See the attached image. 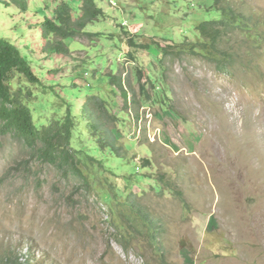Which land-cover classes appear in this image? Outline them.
Wrapping results in <instances>:
<instances>
[{"label":"rangeland","instance_id":"374dc122","mask_svg":"<svg viewBox=\"0 0 264 264\" xmlns=\"http://www.w3.org/2000/svg\"><path fill=\"white\" fill-rule=\"evenodd\" d=\"M55 1L30 0L26 12L0 2V37L46 84L37 88L34 120L48 123L68 102L80 115L91 94L111 102L126 163L110 159L116 178L109 179L135 184L160 223L162 251L145 233L125 248L110 203L76 190L52 165H26L28 149L7 134L0 136V264H264V42L249 40L228 72L197 55L160 62L153 41L199 42L197 26L221 16L213 0H96L105 17L86 31L99 34L69 39L71 53L60 56L43 49L37 27ZM232 1L264 28V0ZM239 36L236 46L247 40ZM138 66L157 85L143 80L151 99L140 91ZM112 74L122 77L127 98ZM52 84L61 95L42 93ZM83 130V146L97 151ZM161 176L168 183L159 192Z\"/></svg>","mask_w":264,"mask_h":264},{"label":"trees","instance_id":"16d2710c","mask_svg":"<svg viewBox=\"0 0 264 264\" xmlns=\"http://www.w3.org/2000/svg\"><path fill=\"white\" fill-rule=\"evenodd\" d=\"M74 1H77L78 5L75 6L72 0H56L52 15L45 14L37 25L45 39L43 47L45 51L65 56L71 53L67 43L69 39L77 40L82 37L91 39L99 34L86 31V27L105 17L103 8L96 0ZM0 2L6 6L13 4L21 12L29 10L30 0ZM212 7L218 10L221 16L219 19L207 20L197 26L199 42L189 44L186 39L182 42L169 40L165 45L160 41H153L152 44L162 54L160 62L164 57L181 58L187 54L197 55L207 58L220 72H228L234 69L239 53L247 48L249 40L256 44L257 41L264 42V28L260 20L246 15L232 0H213ZM239 35H245L247 40L245 44L238 42L236 46L234 42L240 39ZM129 44L134 45L132 38ZM165 68L164 66L163 69ZM136 71L140 91L151 99L143 80L147 78L153 89H156L157 85L146 75L144 67L138 66ZM163 74L164 82L167 83L165 72ZM16 76L23 81L16 84L14 82ZM110 82L120 88L125 98L128 97L121 76L112 74ZM40 85L46 87L35 72L31 61L17 45L7 38L0 37V136L11 134L23 141L29 152L27 154L29 158L25 159L26 165L31 159L52 165L77 182L76 190L96 191L101 200L110 203L111 211L118 218L117 226L122 230L120 236L125 248H129L128 244L137 233H145L158 252L162 251L158 241L161 234L160 223L146 212L145 206L141 203L142 195L133 193L134 183L129 181L128 177H124L128 179L123 180V183L122 180L117 181L119 177L109 179V176L116 178L110 159L116 158L126 163L124 145L115 134L120 117L113 111L111 102L99 94H91L83 103L80 115L74 113L73 105L68 102L66 109L59 115L48 123L38 125L34 120L32 104L41 95L37 91ZM54 86V84L49 86L50 92L45 90L42 93L61 95ZM33 87H36L35 90ZM159 98L161 103H164L163 97ZM83 129L90 141L96 144L97 151L83 146L81 140ZM149 164L150 161L145 160L143 166L147 167ZM156 179L158 184L154 188L161 192L162 180L165 183H168V180L163 176ZM168 188L175 190L170 186ZM120 197L121 199H118Z\"/></svg>","mask_w":264,"mask_h":264}]
</instances>
